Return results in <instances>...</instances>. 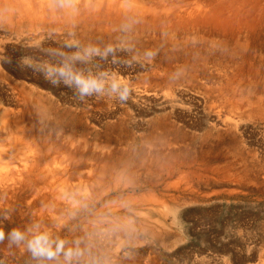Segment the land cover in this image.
Segmentation results:
<instances>
[{"label": "rangeland", "instance_id": "1", "mask_svg": "<svg viewBox=\"0 0 264 264\" xmlns=\"http://www.w3.org/2000/svg\"><path fill=\"white\" fill-rule=\"evenodd\" d=\"M181 1L195 7V0H175ZM251 2L250 8L264 0ZM263 19L248 18L259 24L249 37L245 26H231L228 32L242 31L238 40H219L223 30L205 22L130 32L94 28L87 38L67 29L35 37L29 28L11 32L0 23V109L8 116L0 149L13 160L10 173L36 149L56 150L64 167L83 176L81 190L106 211L91 236L80 219L37 233L28 192L26 200L24 193L6 197L0 264H258ZM78 78L99 88L84 92ZM230 122H237L232 133ZM119 215L130 219L123 231L110 227ZM14 230L23 239H13ZM45 234L53 250L64 241L54 257L29 247Z\"/></svg>", "mask_w": 264, "mask_h": 264}, {"label": "bare ground", "instance_id": "2", "mask_svg": "<svg viewBox=\"0 0 264 264\" xmlns=\"http://www.w3.org/2000/svg\"><path fill=\"white\" fill-rule=\"evenodd\" d=\"M251 1L252 0H195L193 1L194 3H192L195 4V7H191L187 2H175V0H0V23L4 24L2 27H6L5 30L11 32L16 28H18L19 31H22L24 28H29L30 34L35 37L44 35L49 31H64L66 29L73 35L85 37L86 33H90L94 28L103 31L120 29L124 32H130L131 29L143 30L145 27L156 29L161 26H168L173 29L178 25H182L183 28H186L187 25L190 24L205 22L213 24L216 28L223 30L218 34L220 38L219 40L226 39V36L232 37V40L236 38L238 40L242 35V31L228 32L229 29H231V26L236 25L239 26V28L245 26L247 28L245 33L248 32L245 37H249L250 32L259 24L256 23L258 20L250 21L248 18H253L254 16L258 19L264 18V2L262 4L257 2L256 7L253 6L250 8V3L251 5L253 4ZM203 7L208 8L209 10L204 12L196 11L201 10ZM169 11H171V13ZM164 12H168V14H166L167 16ZM164 15L166 18H164ZM261 25H264V19L263 24ZM235 96L236 94L234 93L230 95V98L228 97L230 103L233 102L232 99H234ZM244 113L246 115V112ZM230 114L232 113L230 112ZM7 120L8 116H6L5 112L0 109V124L1 127L4 128L3 131H6V124H8ZM236 129L237 122H230L229 130L231 133ZM22 138V136L17 137L20 141ZM3 140L4 138L0 137V142ZM36 150L37 151L32 154L26 155L23 158V164L21 167L15 169L11 174L9 167L11 164H14L13 160L11 157L7 156L9 152L6 153L0 149V200L3 201L4 198L13 196L17 193H20L19 195L24 193L22 198L26 200L28 192L30 196L27 200L28 209L30 206H35L29 224L37 230V233L40 230L46 232V230H49L56 225H64V223H67L69 220L75 222L77 219H80V222L84 224L83 231L85 234L90 236L94 235L103 226L101 221L96 222L98 220L97 217L102 214L104 215L106 212L97 205L100 199L93 201L91 200L92 195H90L89 189H86V191L85 189L84 191H82L83 189L81 190L82 183L80 181L83 176L79 174L76 176L74 171L67 169V165L64 167L62 164L64 162L59 160L61 158H58V152H56V150L42 151L40 148ZM78 150H80V148ZM163 167L165 168V165ZM9 173L11 176L4 181L3 178L8 176ZM110 178L112 179V176ZM77 179H79V182L75 183V180L77 181ZM85 186L86 185H84V187ZM30 209L32 210V208ZM127 212H130L131 214L134 212V209L131 208L127 210L126 213ZM119 216L120 218L117 220L118 225L115 220L114 222L116 223L114 225L111 224L110 227L123 231L126 229L127 224L130 223V219L125 216ZM260 229L262 230L261 227ZM256 240H258V238ZM69 246H71L72 250L76 249L75 244H70ZM251 251L253 252V250ZM258 260V264H264V243L259 251Z\"/></svg>", "mask_w": 264, "mask_h": 264}, {"label": "clouds", "instance_id": "3", "mask_svg": "<svg viewBox=\"0 0 264 264\" xmlns=\"http://www.w3.org/2000/svg\"><path fill=\"white\" fill-rule=\"evenodd\" d=\"M78 82L82 85V90L84 92H88L93 87L99 88V85H96L95 81H84V80H80L78 78ZM117 86H118L117 83L113 84L114 89ZM126 94H127V89H125L124 93H122L121 95L126 96ZM11 236L16 241L23 239V233H21L19 231L14 230L12 232ZM3 237H4V233L2 231H0V240H2ZM63 244H64V241H62V240L58 241L56 249L53 250L51 247V242L48 240V237L45 234V235H38V236L34 237V239H32L29 242V247L34 252V254H38V255H45L46 254L48 257H54L63 248ZM71 255H72V252H71V250H69L66 253V256L70 257Z\"/></svg>", "mask_w": 264, "mask_h": 264}]
</instances>
